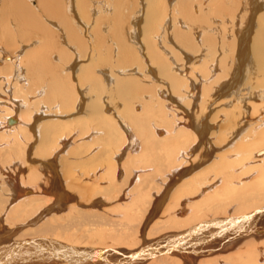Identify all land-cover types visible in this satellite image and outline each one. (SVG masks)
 I'll return each instance as SVG.
<instances>
[{
    "label": "bare ground",
    "instance_id": "6f19581e",
    "mask_svg": "<svg viewBox=\"0 0 264 264\" xmlns=\"http://www.w3.org/2000/svg\"><path fill=\"white\" fill-rule=\"evenodd\" d=\"M0 1V264H264V0Z\"/></svg>",
    "mask_w": 264,
    "mask_h": 264
},
{
    "label": "rangeland",
    "instance_id": "374dc122",
    "mask_svg": "<svg viewBox=\"0 0 264 264\" xmlns=\"http://www.w3.org/2000/svg\"><path fill=\"white\" fill-rule=\"evenodd\" d=\"M27 1V0H26ZM137 2H139L140 0H136ZM136 1L135 0H121L120 2H119V0H112L111 2H114L113 4H114V7H113V11L114 12H112V14H111V18L110 17H108V19H110V20H105V21H108L107 23L109 24V26H114V25H116V24H118V23H116L117 21H121V20H125L126 18H130V17H132V15L135 13H138V14H136L137 15V17L139 16V14H141V13H139V12H142V11H144V10H142L141 11V9H142V5H140V7L138 6V4L136 3ZM162 1H165V0H162ZM161 0H160V2H162ZM2 1H0V3H1ZM36 2H38V0H33V3L32 4H30V3H28V7L30 8V6L33 8V5L36 3ZM165 3V2H164ZM133 4V5H132ZM145 4V3H144ZM137 5V6H136ZM137 8H138V12H136L137 11ZM8 8H5V9H3V7H1V5H0V13H2L1 15H0V22H1V20H2V18L4 19V15L7 13V10ZM10 10V9H9ZM145 10H146V8H145ZM4 11V12H3ZM5 13V14H4ZM3 15V16H2ZM145 15H146V13H145V11H144V17H145ZM142 18V17H141ZM9 19H11V21H7V24H8V26H7V29L6 28H4L5 29V31H7V30H9L10 32H11V34L12 33H16V31L15 30H18L19 29V24H18V21L16 20V18L15 17H12V16H9ZM120 19V20H119ZM135 19V18H134ZM134 19H132V20H134ZM161 20H163V19H161ZM3 21V20H2ZM109 21H110V23H109ZM116 21V22H115ZM123 21H121L123 24H119V26L121 25V26H125L124 25V23L125 22H123ZM145 20H143V22H142V25H141V27H142V30L145 28V22H144ZM4 23H6L5 21H3V23L1 22L0 23V25L1 24H4ZM113 23V24H112ZM16 26H18V27H16ZM154 28V31H156V28H158V27H156V26H154L153 27ZM128 29V28H127ZM126 29V27L123 29L124 31L125 30H127ZM111 30H112V27H111ZM16 35V34H15ZM56 38L58 39V41H59V36L57 35L56 36ZM23 40L22 39H19L18 41H17V45L16 46H13L11 49L12 50H10V51H12L11 53H14V49L17 47V46H22L23 45ZM60 43V42H59ZM0 46H1V43H0ZM4 47H6L5 45H4ZM7 48V47H6ZM8 49H9V47H8ZM21 50V49H20ZM27 52V51H26ZM25 52V53H26ZM191 54H193L194 56L196 55V53L194 54V53H191ZM16 55V54H15ZM27 57V56H26ZM32 57V56H31ZM31 57H28V59H26L25 58V60L23 61L25 64H26V62H28L30 59H31ZM196 57V56H195ZM62 76H64L65 78H66V75L65 74H63L62 73ZM2 90V89H1ZM88 95V94H87ZM88 100H90V98H88L86 101H88ZM50 104H54V103H50ZM8 122V121H7ZM1 123V122H0ZM72 126V125H71ZM72 128H73V126H72ZM66 157V156H65ZM67 157H69V159L70 158H72V157H74V155H69V156H67ZM38 158H40V157H38ZM42 160V159H41ZM60 166V164H58V166L57 167H59ZM25 169V170H24ZM21 172L19 173V175L18 176H21V175H25V174H27L28 173V170H27V167H22L21 168ZM13 171V170H12ZM23 171H24V173H23ZM14 172V171H13ZM19 172V171H18ZM12 173V172H11ZM16 174H17V171L15 172ZM10 175H12V174H10ZM1 192L3 193V194H8V192H6V191H2L1 190ZM6 197V196H5ZM170 203H171V201H169ZM169 202L167 203V205H166V208L164 209L165 211L164 212H166L167 210V208L169 207ZM235 206V205H234ZM233 212H234V209H230V214H233ZM221 214H217V215H214V214H212V215H214V216H220V215H224V214H222L223 212H220ZM216 214V213H215ZM230 214H228V216H226V217H231V215ZM167 215H168V213H166V214H164L163 216H164V218H167ZM212 219V218H211ZM211 219H208L207 221H209V220H211ZM205 222V221H204ZM84 226L85 225H83V226H81V227H77V229H79V232H76V230L77 229H73L69 234H67V237H65L66 238V241H71L73 244L75 243H78L77 245H79V243H80V245H82V246H85V245H87V246H90V247H93V246H95V245H97V246H99V245H106L107 244V246H111V245H113L114 246V243L111 241V240H101V242L99 241V240H97V239H93V238H90V239H86L87 238V236H82V233H83V235H89L88 233H85L84 234V232H85V230H86V228L88 229V226L86 227L85 226V228H84ZM85 229H83V228ZM82 228V229H81ZM140 229L142 230V227H140ZM75 230V231H74ZM82 230V231H81ZM74 231V232H73ZM78 231V230H77ZM81 231V232H80ZM84 231V232H83ZM76 232V233H75ZM73 233L74 234H76V235H73ZM71 235H73V236H71ZM79 235V236H78ZM142 235V234H141ZM82 236V237H81ZM71 237V239H69ZM79 237L80 238H82V239H80L79 240ZM83 237H85V238H83ZM75 239V240H73V239ZM69 239V240H68ZM136 240L138 241V238H136V237H134L132 240H130L131 242L130 243H133V241L134 242H136ZM103 241V242H102ZM105 241V242H104ZM82 243V244H81ZM109 243H111V244H109ZM261 244H263V243H261ZM259 245L260 247H262V246H264V245ZM130 245H125V246H121L120 247V249H128L127 247H129Z\"/></svg>",
    "mask_w": 264,
    "mask_h": 264
}]
</instances>
